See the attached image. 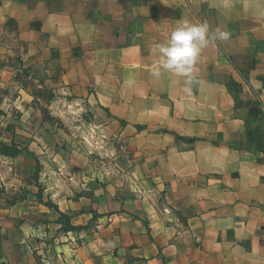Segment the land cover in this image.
Returning a JSON list of instances; mask_svg holds the SVG:
<instances>
[{"label": "crops", "instance_id": "obj_1", "mask_svg": "<svg viewBox=\"0 0 264 264\" xmlns=\"http://www.w3.org/2000/svg\"><path fill=\"white\" fill-rule=\"evenodd\" d=\"M0 264H264V0H0Z\"/></svg>", "mask_w": 264, "mask_h": 264}, {"label": "clouds", "instance_id": "obj_2", "mask_svg": "<svg viewBox=\"0 0 264 264\" xmlns=\"http://www.w3.org/2000/svg\"><path fill=\"white\" fill-rule=\"evenodd\" d=\"M230 32L217 29L212 31L207 22H191L186 19L177 21L168 38L156 45L159 53V67L151 73L159 77L169 72L185 78L186 91L190 94L193 84L198 83L193 70L202 51L217 41H227Z\"/></svg>", "mask_w": 264, "mask_h": 264}, {"label": "trees", "instance_id": "obj_3", "mask_svg": "<svg viewBox=\"0 0 264 264\" xmlns=\"http://www.w3.org/2000/svg\"><path fill=\"white\" fill-rule=\"evenodd\" d=\"M19 152L20 151L18 149L12 148V147H8L6 145H3V147H2V153L6 154V155H17ZM69 227L72 228V226H69Z\"/></svg>", "mask_w": 264, "mask_h": 264}, {"label": "rangeland", "instance_id": "obj_4", "mask_svg": "<svg viewBox=\"0 0 264 264\" xmlns=\"http://www.w3.org/2000/svg\"><path fill=\"white\" fill-rule=\"evenodd\" d=\"M71 114H72V116H74V119H77L78 121H84L85 119H86V117L84 116V115H82V114H80V115H78V116H76V114H74L73 112H70ZM70 114V115H71ZM76 117V118H75ZM77 120H75V121H77ZM66 150V149H65Z\"/></svg>", "mask_w": 264, "mask_h": 264}]
</instances>
